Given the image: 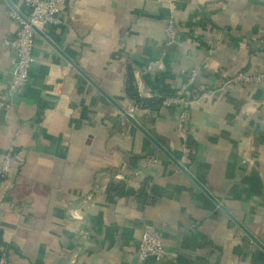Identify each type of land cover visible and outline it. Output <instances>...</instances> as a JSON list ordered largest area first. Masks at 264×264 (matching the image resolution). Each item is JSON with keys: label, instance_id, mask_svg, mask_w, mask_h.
<instances>
[{"label": "crops", "instance_id": "1", "mask_svg": "<svg viewBox=\"0 0 264 264\" xmlns=\"http://www.w3.org/2000/svg\"><path fill=\"white\" fill-rule=\"evenodd\" d=\"M67 4L63 24L37 32L28 84L0 110V169L11 147L21 163L0 177L8 264H138L147 222L168 256L142 264H264V82L232 80L264 69V0ZM14 13L28 14L24 0H0V99ZM170 20L181 39L172 51ZM151 61L158 68L143 72ZM128 62L147 97L199 70L182 129L174 108L130 114ZM147 155L159 164L143 166ZM111 180L122 186L107 189Z\"/></svg>", "mask_w": 264, "mask_h": 264}, {"label": "built area", "instance_id": "2", "mask_svg": "<svg viewBox=\"0 0 264 264\" xmlns=\"http://www.w3.org/2000/svg\"><path fill=\"white\" fill-rule=\"evenodd\" d=\"M28 9L25 16L14 13L19 27L16 36L6 41V45L13 51V77L5 89L4 97L0 99V110L12 106V99L28 84L34 57V42L37 32L46 26L61 25L65 22L67 12V0H24ZM166 44L168 46H180L178 26L175 20H170L165 27ZM158 61H151L142 67L143 72H150L158 68ZM199 76L198 69H191L186 80L178 86L175 93L166 97L163 106L174 108L179 111L178 122L182 129L189 120V109L196 98L190 92V88L196 84ZM232 80L241 85L261 84L264 82V69L259 71H239ZM138 108L133 107L130 114H135ZM131 116V115H130ZM159 159L155 155H147L142 158L143 166H157ZM20 160L16 157L14 148L11 147L4 155L0 177L7 178L12 170L20 167ZM140 174L139 171L136 173ZM93 195L90 194L86 202H90ZM168 256L162 235L158 227L152 223H145L143 226L140 246L137 253L138 264H142L152 257L157 262ZM9 257L0 242V264H8Z\"/></svg>", "mask_w": 264, "mask_h": 264}, {"label": "trees", "instance_id": "3", "mask_svg": "<svg viewBox=\"0 0 264 264\" xmlns=\"http://www.w3.org/2000/svg\"><path fill=\"white\" fill-rule=\"evenodd\" d=\"M164 46H165V49H167L168 51H170V49L172 51V48H171L172 46H168L166 44V41L164 43ZM125 84H126V88H125L126 96L134 103V105L138 109H145V108L159 109L160 107H164L163 101L165 100V98L174 94L176 91V89L171 88L169 85L159 82L157 84V92H155L151 97L142 95L138 88V83H137L136 76H135V67L133 63L131 62H128L126 66ZM187 145L193 151V149H195L196 147V142L193 138L190 137L188 138ZM188 156H190V158L193 157L191 153H188ZM150 179L151 177L147 176V178L144 180V182L142 183L140 187L139 194L140 196H142L141 197L142 202L145 201L146 194H147V187H148V183ZM121 186H122L121 182L115 183L114 180H111L108 184L107 189L115 188V187L119 188ZM0 242H1V238H0Z\"/></svg>", "mask_w": 264, "mask_h": 264}, {"label": "water", "instance_id": "4", "mask_svg": "<svg viewBox=\"0 0 264 264\" xmlns=\"http://www.w3.org/2000/svg\"><path fill=\"white\" fill-rule=\"evenodd\" d=\"M12 72H13V69H12ZM12 77H13V74L11 73V79H12ZM220 206H221V208L225 209V207L223 205H220Z\"/></svg>", "mask_w": 264, "mask_h": 264}]
</instances>
